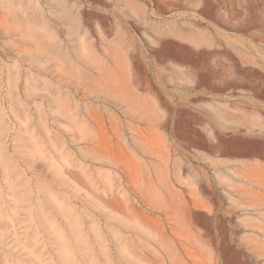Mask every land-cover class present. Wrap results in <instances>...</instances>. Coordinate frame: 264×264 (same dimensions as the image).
<instances>
[{"label":"rangeland","instance_id":"obj_1","mask_svg":"<svg viewBox=\"0 0 264 264\" xmlns=\"http://www.w3.org/2000/svg\"><path fill=\"white\" fill-rule=\"evenodd\" d=\"M0 264H264V0H0Z\"/></svg>","mask_w":264,"mask_h":264}]
</instances>
